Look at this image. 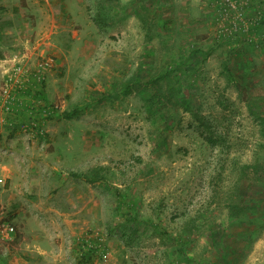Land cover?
<instances>
[{"label": "rangeland", "instance_id": "obj_1", "mask_svg": "<svg viewBox=\"0 0 264 264\" xmlns=\"http://www.w3.org/2000/svg\"><path fill=\"white\" fill-rule=\"evenodd\" d=\"M1 58L0 264H264V0H0Z\"/></svg>", "mask_w": 264, "mask_h": 264}, {"label": "built area", "instance_id": "obj_2", "mask_svg": "<svg viewBox=\"0 0 264 264\" xmlns=\"http://www.w3.org/2000/svg\"><path fill=\"white\" fill-rule=\"evenodd\" d=\"M50 67H51V61L48 59L43 60V62L39 65V67L36 70V72H37L36 76H37L38 80L43 78L42 74L44 72L42 70L49 69ZM15 79L16 78H14V75H12V76H9L6 80L15 81ZM17 84H19V83H17ZM19 89H21V88H19ZM10 91H11V88L6 93L5 100L2 104L4 113H6V114L12 113V110H13L12 106L14 105V101L16 99V97H15L16 92L11 93ZM32 103H33L34 107L38 108L36 110L41 112L46 117L53 116L55 114V112L58 110V106L56 104H49L48 106H46L43 102H39V101H36V102L32 101ZM30 113H31V111H30ZM36 126H37V124L35 122L31 121L29 123V126H23V127H24V130L28 131V133L37 134L36 133L37 131L35 130ZM4 184H5V179L0 177V188H2L4 186ZM15 236H16V229H15L14 225L11 222L0 219V253H3L2 249L9 250V247H10L11 243L13 242V240L15 239Z\"/></svg>", "mask_w": 264, "mask_h": 264}, {"label": "crops", "instance_id": "obj_3", "mask_svg": "<svg viewBox=\"0 0 264 264\" xmlns=\"http://www.w3.org/2000/svg\"><path fill=\"white\" fill-rule=\"evenodd\" d=\"M25 47H29V45H26ZM3 58H1L0 60H2ZM25 98V97H24ZM26 99V98H25ZM32 143H35V141H32ZM3 176H5L4 174H2V176L1 177H3ZM43 237H48L46 234L45 235H41L40 234V236L37 238L38 240H41V238H43ZM37 241V240H36ZM35 247L37 246V245H34ZM37 248V247H36ZM42 253V252H41ZM38 258V257H37ZM42 258V260H44V259H46V258H52V259H56L57 257H55V256H49L48 254H44V256L43 257H40L39 259H41ZM6 260V259H5ZM5 263L6 264H10L11 262H10V260H7V262L5 261ZM12 264V263H11Z\"/></svg>", "mask_w": 264, "mask_h": 264}, {"label": "trees", "instance_id": "obj_4", "mask_svg": "<svg viewBox=\"0 0 264 264\" xmlns=\"http://www.w3.org/2000/svg\"><path fill=\"white\" fill-rule=\"evenodd\" d=\"M66 116H70V114H65ZM74 175V174H73ZM91 175H93V178L91 179V180H95L96 179V176H94L95 175V173L94 172H91V173H87V174H84V175H82V176H84V178H89V176H91ZM75 177H77L78 176V174H76V175H74Z\"/></svg>", "mask_w": 264, "mask_h": 264}]
</instances>
